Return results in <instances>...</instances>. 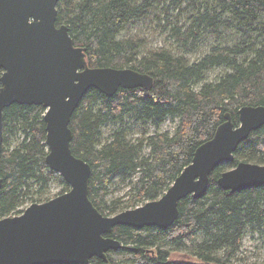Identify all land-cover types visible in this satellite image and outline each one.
<instances>
[{"label":"trees","instance_id":"obj_1","mask_svg":"<svg viewBox=\"0 0 264 264\" xmlns=\"http://www.w3.org/2000/svg\"><path fill=\"white\" fill-rule=\"evenodd\" d=\"M184 4L194 16L188 26L174 25L172 6L184 12ZM57 8V25H68L75 45L86 48L91 67H130L154 78L150 89L121 88L112 97L91 88L72 116L71 148L91 165L89 195L105 215L160 198L226 113L238 126L241 107L264 105V0H61ZM152 15L183 52H192L201 31L226 29L238 39L212 45L193 62L167 47L142 53L139 39L122 35ZM216 68L226 71L209 80L207 74ZM44 114L45 108L35 104L14 103L4 111L0 219L21 214L28 201L48 200L43 191L56 177L63 187L59 194L70 189L46 163ZM168 119L175 122L172 131L162 130ZM107 125L112 129L105 136ZM234 154V162L212 171L203 197L180 201L179 217L170 227L116 226L107 236L125 247L110 251L108 264H193L171 259L177 251L203 264H264L238 256L247 234L264 237V185L233 192L218 184L221 174L240 161L264 164V126ZM120 183L129 186L127 200L110 197L112 186ZM92 263L105 261L94 257Z\"/></svg>","mask_w":264,"mask_h":264},{"label":"water","instance_id":"obj_2","mask_svg":"<svg viewBox=\"0 0 264 264\" xmlns=\"http://www.w3.org/2000/svg\"><path fill=\"white\" fill-rule=\"evenodd\" d=\"M61 0H0V157L4 111L14 103L45 108L46 163L70 189L22 214L0 219V264H108V253L123 243L110 234L116 226L168 228L179 217V203L206 193L212 171L235 161L240 143L264 126V105L230 113L212 138L197 147L187 165L158 199L105 215L89 195L91 165L74 155L72 116L85 93L95 88L112 97L119 89H150L154 78L130 67H91L86 48L75 45L68 25H57ZM224 189L264 185V164L240 161L218 178ZM3 179L0 177V192Z\"/></svg>","mask_w":264,"mask_h":264},{"label":"rangeland","instance_id":"obj_3","mask_svg":"<svg viewBox=\"0 0 264 264\" xmlns=\"http://www.w3.org/2000/svg\"><path fill=\"white\" fill-rule=\"evenodd\" d=\"M182 7H186L184 12L179 11L180 8L177 9L176 7L173 8L172 6L170 19L174 25H177L178 23L179 26H188L194 14L187 4H184ZM162 24H164V22H162ZM213 32L214 33H211L210 30L199 32L201 36L195 42V48L192 50V52H183V50L180 48V43L176 40V38L174 36L171 38L168 32H163L157 19L154 17V15H152L145 21H141L129 26L127 32L124 33L122 37L125 36L127 38L130 37L139 39L143 44L142 53H146L152 49L167 47L172 49V51L175 53H184L186 58L193 62L207 53L211 49L212 45L221 47L227 45V43H234V41H237L238 39L236 32L226 29ZM232 39H234V41ZM225 71L226 70L224 68H216L210 71L207 74V77L209 80H215ZM174 123L175 122L172 121V119H168L162 126V130L171 129L172 131L175 126ZM111 129L112 125L104 126L103 131L105 132V136L109 135ZM55 175H58V178L63 179L60 173L56 172ZM62 188L63 187L60 183V180L56 177L50 182L48 188L43 191L44 196L48 197L49 199L54 198L59 195V192L62 190ZM128 190L129 186L127 184L120 183L113 185L110 197H120L122 200H127L128 196H126V193ZM32 203V201L26 202L20 207V210L24 211ZM238 256L244 258L246 262L263 261L264 237L260 236L258 233L247 234L244 238L243 246ZM171 259L174 261L189 262L193 264H203L202 261L182 251L171 253Z\"/></svg>","mask_w":264,"mask_h":264},{"label":"flooded vegetation","instance_id":"obj_4","mask_svg":"<svg viewBox=\"0 0 264 264\" xmlns=\"http://www.w3.org/2000/svg\"><path fill=\"white\" fill-rule=\"evenodd\" d=\"M46 201H47V200H46ZM44 202H45V201H44ZM33 203H35V202H33ZM39 203H41V202H39ZM23 212H24V211H23ZM23 212H22V213H23ZM22 213H21V214H22ZM17 215H19V214H17ZM11 216H14V215H11Z\"/></svg>","mask_w":264,"mask_h":264}]
</instances>
